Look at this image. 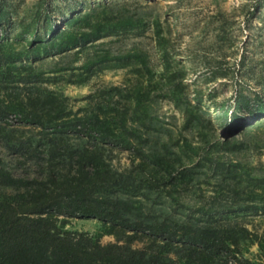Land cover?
Masks as SVG:
<instances>
[{
  "label": "trees",
  "instance_id": "1",
  "mask_svg": "<svg viewBox=\"0 0 264 264\" xmlns=\"http://www.w3.org/2000/svg\"><path fill=\"white\" fill-rule=\"evenodd\" d=\"M149 24L160 66L106 40ZM169 42L160 18L127 0H97L62 20L40 0L19 34L0 35V264H264V227L247 218L264 214V161L243 155L244 139L264 132V90H241L235 109L214 101L213 115L197 90L190 96ZM47 59L50 68L37 64ZM118 68L129 82L98 85L77 106L60 88ZM160 97L182 113L177 134L159 120ZM2 149L34 172L16 173ZM121 151L123 168L113 163ZM73 218L99 224L69 228Z\"/></svg>",
  "mask_w": 264,
  "mask_h": 264
},
{
  "label": "rangeland",
  "instance_id": "2",
  "mask_svg": "<svg viewBox=\"0 0 264 264\" xmlns=\"http://www.w3.org/2000/svg\"><path fill=\"white\" fill-rule=\"evenodd\" d=\"M54 6V17L62 20L72 8L87 9L97 0H49ZM128 4L142 13L147 20L160 18L164 31L168 32L170 45L176 59L185 67V81L189 84L190 96L197 90L203 104L213 115L222 104L235 109L236 97L243 90L252 93L264 90V0H127ZM40 0H0L6 13V23L0 27V35L14 38L21 32L23 24H29L36 13ZM112 47L118 50L138 47L147 51L159 65V51L149 24L141 31L125 36L108 38ZM37 61L44 68L52 66V59ZM160 66V65H159ZM157 66V68H160ZM132 75L124 68L106 69L85 85L62 84L65 94L71 96L77 105L81 98L98 85L124 84ZM219 101V107L212 106ZM160 122L175 134L182 127V113L171 101L160 97L156 103ZM222 137L232 133L220 127ZM239 139L244 137L239 136ZM251 148L244 157L264 161V132L257 137L245 138ZM254 144H260L255 147ZM2 154L16 173H33L32 164L19 165L15 154L2 149ZM128 151L119 152L113 163L123 168L130 164ZM249 225L262 230L264 214H250ZM96 219L73 218L69 228L94 231L98 227ZM106 235L103 242L113 241ZM257 251L256 247H253Z\"/></svg>",
  "mask_w": 264,
  "mask_h": 264
}]
</instances>
